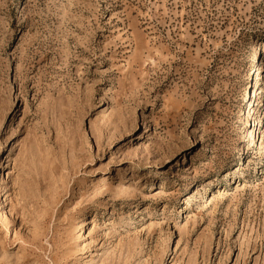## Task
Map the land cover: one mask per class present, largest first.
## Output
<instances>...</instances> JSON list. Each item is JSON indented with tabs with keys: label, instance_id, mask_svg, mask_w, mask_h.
Masks as SVG:
<instances>
[{
	"label": "rangeland",
	"instance_id": "1",
	"mask_svg": "<svg viewBox=\"0 0 264 264\" xmlns=\"http://www.w3.org/2000/svg\"><path fill=\"white\" fill-rule=\"evenodd\" d=\"M0 264H264V0H0Z\"/></svg>",
	"mask_w": 264,
	"mask_h": 264
},
{
	"label": "bare ground",
	"instance_id": "2",
	"mask_svg": "<svg viewBox=\"0 0 264 264\" xmlns=\"http://www.w3.org/2000/svg\"><path fill=\"white\" fill-rule=\"evenodd\" d=\"M249 50H251V51L254 50V53L252 54L253 61L255 62L256 58H258V61H259L260 56H259V53H258V46H257V44L254 43V45L251 46V47L249 48ZM251 88H252V86L250 87V90H249V96H250V98H251V96H252ZM251 100H252V98H251ZM251 103H252V101H251ZM259 110H260V109H259ZM255 123H256V120H255Z\"/></svg>",
	"mask_w": 264,
	"mask_h": 264
}]
</instances>
